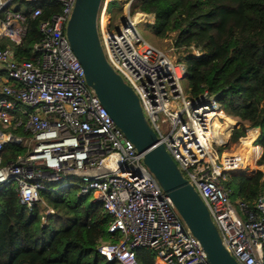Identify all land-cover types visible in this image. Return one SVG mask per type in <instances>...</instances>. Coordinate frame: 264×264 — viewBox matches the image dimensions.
<instances>
[{"label": "built area", "instance_id": "obj_1", "mask_svg": "<svg viewBox=\"0 0 264 264\" xmlns=\"http://www.w3.org/2000/svg\"><path fill=\"white\" fill-rule=\"evenodd\" d=\"M9 1L0 0V9ZM56 1L60 10L39 21L41 35L29 57H19L11 44L0 45V186L15 182L19 202L28 210L37 203L45 213L53 209L39 191L48 182L79 186L80 194H90L112 216L108 230L118 239L98 250L117 264H140L138 246L153 249L155 264H210L143 154L87 84L65 34L75 0ZM109 1L101 0L97 12L107 61L136 93L158 141L203 199L226 249L239 264H264V192L253 208L230 198L224 182L243 167L237 152L220 149L217 119L224 113L218 100L207 90L197 97L188 93L181 84L184 63L141 36V18L128 10L134 0H125L128 11L116 22L104 15ZM41 13L40 6L28 13L14 1L0 20V38L21 43L28 14ZM9 141L26 144L25 152L7 159Z\"/></svg>", "mask_w": 264, "mask_h": 264}, {"label": "trees", "instance_id": "obj_2", "mask_svg": "<svg viewBox=\"0 0 264 264\" xmlns=\"http://www.w3.org/2000/svg\"><path fill=\"white\" fill-rule=\"evenodd\" d=\"M14 1L28 13L35 6L42 8L40 15L28 14L21 43L9 40L19 57H29L31 44L41 35L39 21L61 5L56 0H11L0 9V20ZM130 7L153 15L156 36H172L177 58L185 66L188 93L197 97L207 90L225 115L237 119L232 141L240 136L242 144L253 140L259 126L250 145L253 154L250 149L243 152H250L251 165L260 153L255 163L263 166L264 0H134ZM26 148L21 142H6L5 157L13 158ZM224 184L231 199L244 200L253 208L264 192V172L231 173ZM75 186L48 182L41 188L40 199L53 209L47 213L37 203L31 210L21 204L13 182L0 186V264H117L98 250L118 239V233L108 230L111 214L90 194L72 196ZM136 256L140 264H155L149 246L136 247Z\"/></svg>", "mask_w": 264, "mask_h": 264}, {"label": "water", "instance_id": "obj_3", "mask_svg": "<svg viewBox=\"0 0 264 264\" xmlns=\"http://www.w3.org/2000/svg\"><path fill=\"white\" fill-rule=\"evenodd\" d=\"M100 1L75 0L65 25L66 37L83 65L87 84L93 88L115 124L143 154V161L170 196L190 231L199 239L207 261L210 264H239L224 246L203 199L181 173L164 144L158 141L136 93L107 61L96 26ZM259 133L258 130L257 135Z\"/></svg>", "mask_w": 264, "mask_h": 264}, {"label": "rangeland", "instance_id": "obj_4", "mask_svg": "<svg viewBox=\"0 0 264 264\" xmlns=\"http://www.w3.org/2000/svg\"><path fill=\"white\" fill-rule=\"evenodd\" d=\"M125 0H111L109 1L107 7H106V10H105V16L107 18H109L110 21H117L119 19V16L123 15L124 13H126L128 10L129 12H131V14H133L135 11V16L140 14L141 15V19L137 22L136 24V27L137 29L139 30L141 36L143 37V39L149 43H152L154 45H157L159 47H161L163 50H165L171 57L172 56H178L179 54V51L173 46V38L172 36H167V37H158L156 36L153 31H152V24H153V21H154V18L149 15V14H145L143 17V13L140 11H137V10H132L131 7L128 8L127 10V7H126V4L124 3ZM120 5L121 8H120ZM116 25H111L112 28H114ZM97 29L98 31H100V20L99 18L97 19ZM10 44V41L8 38H1L0 39V44ZM181 84L182 85H185L186 86V79L182 80L181 81ZM225 115L223 114V117ZM218 120V125H219V129L222 130L221 131V136L223 137L224 141H223V145L220 147V149H225L226 151L228 152H237V154L241 157V165L239 167H242V166H245V165H242V164H246L248 163L249 159H250V152L247 151V152H243L245 151L246 149H250V151L253 153V150L251 149V141L252 143H254V140L255 138L257 137V134L256 136L254 137V139H250L249 142H245L244 144H242V136L238 137L237 140L235 141H232L231 138H230V133H231V128L233 127L234 125V122L237 121V119H234L233 121L234 122H226V119L225 118H219L217 119ZM232 126V127H231ZM252 128V127H251ZM247 129L246 131V134L248 133V131L251 129ZM4 129L6 130H11V131H15L16 133H19L21 135H28V133H25V132H22L21 130L19 129H11V128H8V127H4ZM228 129V130H227ZM257 129V127L255 128ZM258 133V132H257ZM244 135V136H245ZM26 146V144H24ZM243 145V148H242V152H238L240 150V147ZM27 147V146H26ZM259 156V154L257 156H255L253 158V165H251V161L250 163L247 164L246 167H244L242 170H238V171H234L232 173H237V172H245V173H254L257 169H261L263 172H264V165L263 166H260L258 165L257 163H255V159ZM66 179H69V177H67ZM64 179H61V181H63ZM73 180V179H72ZM74 183L77 184V180L74 179ZM13 184H15V182H13ZM79 184V182H78ZM72 196L76 197L77 195L80 194V188L79 186H75L73 187V190H72ZM233 201H235L236 199H232ZM42 203H40V206H41Z\"/></svg>", "mask_w": 264, "mask_h": 264}, {"label": "bare ground", "instance_id": "obj_5", "mask_svg": "<svg viewBox=\"0 0 264 264\" xmlns=\"http://www.w3.org/2000/svg\"><path fill=\"white\" fill-rule=\"evenodd\" d=\"M139 13H140V11H139ZM136 14V13H135ZM136 18L137 19H139V18H141V15L140 14H138V15H136ZM224 118L226 119V122H234L233 121V119L232 118H230V117H228V116H224ZM235 123V122H234ZM232 127V126H231ZM228 130V129H227Z\"/></svg>", "mask_w": 264, "mask_h": 264}, {"label": "crops", "instance_id": "obj_6", "mask_svg": "<svg viewBox=\"0 0 264 264\" xmlns=\"http://www.w3.org/2000/svg\"><path fill=\"white\" fill-rule=\"evenodd\" d=\"M144 13H146V12H144ZM146 14H149V13H146ZM149 15H151V14H149ZM151 16L153 17V15H151ZM225 116H227V115H225ZM228 117L232 118L233 120L236 119L235 117H231V116H228ZM258 130H259V129L257 128V132H258ZM259 145H260V144H259ZM260 146H261V145H260ZM260 152H261V148H260ZM252 154H253V153H252Z\"/></svg>", "mask_w": 264, "mask_h": 264}]
</instances>
